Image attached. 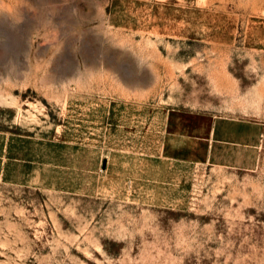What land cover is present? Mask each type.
I'll return each instance as SVG.
<instances>
[{
	"label": "rangeland",
	"instance_id": "rangeland-1",
	"mask_svg": "<svg viewBox=\"0 0 264 264\" xmlns=\"http://www.w3.org/2000/svg\"><path fill=\"white\" fill-rule=\"evenodd\" d=\"M0 264H264V0H0Z\"/></svg>",
	"mask_w": 264,
	"mask_h": 264
},
{
	"label": "crops",
	"instance_id": "crops-1",
	"mask_svg": "<svg viewBox=\"0 0 264 264\" xmlns=\"http://www.w3.org/2000/svg\"><path fill=\"white\" fill-rule=\"evenodd\" d=\"M174 115L171 117L170 122L173 123L176 120L182 123L184 116L176 114V118ZM188 115H191V126L181 127L179 131L172 132L173 143L186 147L191 151V157L185 160L195 163L208 162L213 158L215 144L217 143L216 119L204 112L194 113L191 111ZM196 120L199 123L203 122V126L197 124ZM167 122L168 120L166 124Z\"/></svg>",
	"mask_w": 264,
	"mask_h": 264
}]
</instances>
